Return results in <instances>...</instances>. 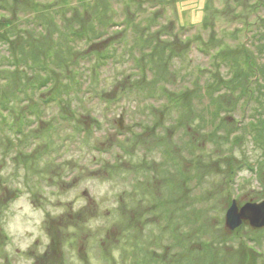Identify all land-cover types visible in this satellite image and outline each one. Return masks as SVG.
<instances>
[{"label": "rangeland", "instance_id": "374dc122", "mask_svg": "<svg viewBox=\"0 0 264 264\" xmlns=\"http://www.w3.org/2000/svg\"><path fill=\"white\" fill-rule=\"evenodd\" d=\"M263 199L264 0H0V264H264Z\"/></svg>", "mask_w": 264, "mask_h": 264}, {"label": "water", "instance_id": "95a60500", "mask_svg": "<svg viewBox=\"0 0 264 264\" xmlns=\"http://www.w3.org/2000/svg\"><path fill=\"white\" fill-rule=\"evenodd\" d=\"M118 126L121 128V118L118 120ZM243 220H248L253 227L264 226V199L258 203L247 202L240 208H237L236 203L233 202L226 212L225 224L227 228L234 229Z\"/></svg>", "mask_w": 264, "mask_h": 264}]
</instances>
